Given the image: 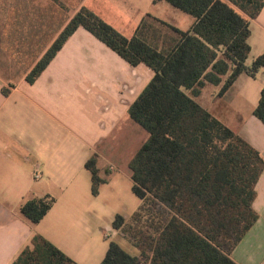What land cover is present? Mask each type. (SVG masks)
<instances>
[{
  "label": "crops",
  "instance_id": "0c3cea01",
  "mask_svg": "<svg viewBox=\"0 0 264 264\" xmlns=\"http://www.w3.org/2000/svg\"><path fill=\"white\" fill-rule=\"evenodd\" d=\"M82 9L127 39L139 34L161 52L178 43L174 28L187 32L195 23L165 0H0V264H12L35 235L78 264H101L111 238L140 256L112 227L117 215L129 219L137 210L121 214L122 204L111 205L115 196L109 174L115 166H99V149L114 152L117 133L123 123L132 126L129 109L154 71L144 64L131 66L81 27L38 79L27 81ZM250 28L248 67L264 55V8ZM222 86L206 84L196 97L185 92L264 158V124L253 115L264 89V68L255 78L242 74L220 95ZM222 101L231 108L219 110ZM130 129H125L126 139ZM93 155L100 177L107 180L97 196L85 167ZM37 167L42 171L39 180L34 178ZM45 196L55 199L53 207L40 223H30L20 207ZM253 208L259 219L231 255L238 264H264V172Z\"/></svg>",
  "mask_w": 264,
  "mask_h": 264
},
{
  "label": "trees",
  "instance_id": "16d2710c",
  "mask_svg": "<svg viewBox=\"0 0 264 264\" xmlns=\"http://www.w3.org/2000/svg\"><path fill=\"white\" fill-rule=\"evenodd\" d=\"M165 1L195 19L190 31L174 28L180 39L171 50L158 51L139 34L127 39L82 9L27 81L34 83L81 27L131 66L152 69L154 77L129 109L132 121L148 133L129 164L132 192L141 204L129 219L117 215L112 223L140 256L111 241L101 264H238L232 252L259 219L253 203L264 158L184 90L196 97L206 84H223V95L242 74L256 77L264 55L248 67V40L264 0ZM253 115L264 124V89ZM85 167L97 196L107 182L100 177L97 156ZM54 203L51 196L30 199L20 214L38 224ZM12 264L78 263L35 235Z\"/></svg>",
  "mask_w": 264,
  "mask_h": 264
},
{
  "label": "rangeland",
  "instance_id": "374dc122",
  "mask_svg": "<svg viewBox=\"0 0 264 264\" xmlns=\"http://www.w3.org/2000/svg\"><path fill=\"white\" fill-rule=\"evenodd\" d=\"M217 107L219 110L230 109L231 103L222 101L217 105ZM130 123H132V126L123 123V127L121 126L122 129L117 133L119 142L114 152L103 154V147L99 149V153L102 158L99 161V166L106 170L109 168L110 164L115 166V169L109 174V180L112 181L115 196L111 205L119 206V204H122L123 207L120 205V210L123 212L121 214H125V212H127L126 209L129 210V212H135L140 205V199H138L132 192L131 170L129 168V163L141 145L145 142L144 137H146V139L148 138V133L143 128L132 120ZM126 128H131V132L127 139L125 137ZM133 129L134 131H132ZM111 240L120 242L119 238L109 239V241ZM129 245L132 249H134L130 243Z\"/></svg>",
  "mask_w": 264,
  "mask_h": 264
},
{
  "label": "built area",
  "instance_id": "2783aa9c",
  "mask_svg": "<svg viewBox=\"0 0 264 264\" xmlns=\"http://www.w3.org/2000/svg\"><path fill=\"white\" fill-rule=\"evenodd\" d=\"M42 177V171L39 167H37V169L34 172V178L36 180H39Z\"/></svg>",
  "mask_w": 264,
  "mask_h": 264
}]
</instances>
